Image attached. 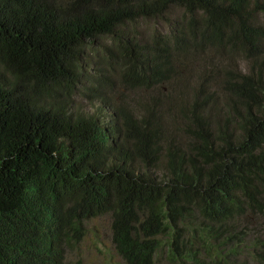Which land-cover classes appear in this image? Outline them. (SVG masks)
<instances>
[{"label":"trees","instance_id":"1","mask_svg":"<svg viewBox=\"0 0 264 264\" xmlns=\"http://www.w3.org/2000/svg\"><path fill=\"white\" fill-rule=\"evenodd\" d=\"M106 215L124 264H242L264 0H0V264H67Z\"/></svg>","mask_w":264,"mask_h":264},{"label":"rangeland","instance_id":"2","mask_svg":"<svg viewBox=\"0 0 264 264\" xmlns=\"http://www.w3.org/2000/svg\"><path fill=\"white\" fill-rule=\"evenodd\" d=\"M143 32L148 34L147 23L142 24ZM106 44H110L106 42ZM165 92L166 89H164ZM126 93V92H125ZM245 244L239 254V262L242 264H264V219L250 218L246 223ZM262 227V228H260ZM259 232V233H258ZM259 238L260 243L254 241ZM260 253L262 257H260ZM124 264L116 253L112 242L111 218L109 215L97 217L88 221L87 236L79 245V248L70 253L67 264ZM154 264H169L167 251L163 249L157 254Z\"/></svg>","mask_w":264,"mask_h":264}]
</instances>
